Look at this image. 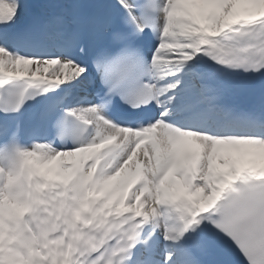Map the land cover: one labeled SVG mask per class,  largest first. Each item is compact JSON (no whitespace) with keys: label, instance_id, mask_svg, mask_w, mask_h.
I'll return each mask as SVG.
<instances>
[{"label":"snow or ice","instance_id":"snow-or-ice-1","mask_svg":"<svg viewBox=\"0 0 264 264\" xmlns=\"http://www.w3.org/2000/svg\"><path fill=\"white\" fill-rule=\"evenodd\" d=\"M4 173L0 264H264V0H0Z\"/></svg>","mask_w":264,"mask_h":264},{"label":"clouds","instance_id":"clouds-1","mask_svg":"<svg viewBox=\"0 0 264 264\" xmlns=\"http://www.w3.org/2000/svg\"><path fill=\"white\" fill-rule=\"evenodd\" d=\"M22 194L27 195L29 193V189L25 185L23 189L21 190ZM10 193L9 189V183H8V174L4 173L2 176H0V197L7 198ZM47 219L46 215L41 212L39 214V220ZM39 220L37 222H39Z\"/></svg>","mask_w":264,"mask_h":264},{"label":"bare ground","instance_id":"bare-ground-1","mask_svg":"<svg viewBox=\"0 0 264 264\" xmlns=\"http://www.w3.org/2000/svg\"><path fill=\"white\" fill-rule=\"evenodd\" d=\"M237 7H240V6H237Z\"/></svg>","mask_w":264,"mask_h":264}]
</instances>
